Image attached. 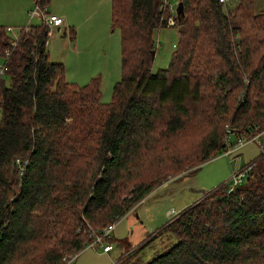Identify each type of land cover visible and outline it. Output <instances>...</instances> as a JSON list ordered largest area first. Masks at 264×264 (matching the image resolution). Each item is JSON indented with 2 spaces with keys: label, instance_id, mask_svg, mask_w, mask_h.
Masks as SVG:
<instances>
[{
  "label": "trees",
  "instance_id": "16d2710c",
  "mask_svg": "<svg viewBox=\"0 0 264 264\" xmlns=\"http://www.w3.org/2000/svg\"><path fill=\"white\" fill-rule=\"evenodd\" d=\"M178 2L179 15L168 8ZM168 17L178 44L153 72V32L170 26ZM111 20L121 74L109 102L98 77L65 80L42 21L16 38L0 25L9 78L0 77V264H61L168 175L182 166L192 173L221 155L227 139L264 132V8L254 13L253 0H112ZM191 119L208 126L194 152L180 144ZM258 144L245 183L206 191L160 229L174 241L137 264H264ZM16 159L26 160L22 170Z\"/></svg>",
  "mask_w": 264,
  "mask_h": 264
},
{
  "label": "rangeland",
  "instance_id": "374dc122",
  "mask_svg": "<svg viewBox=\"0 0 264 264\" xmlns=\"http://www.w3.org/2000/svg\"><path fill=\"white\" fill-rule=\"evenodd\" d=\"M111 1L47 0L44 4L47 13L60 15L64 21L59 26V31L55 27H50L47 45L50 58L63 62L65 80L74 82L78 86L88 82L91 77H98L102 102L110 101L113 85L121 74L119 30L111 20ZM253 2L254 13L264 8V0H253ZM33 7L34 0H0V25L5 28L11 27V30L7 31L8 36L16 38L22 26L25 27L28 22L30 24L40 22L38 17H33L29 21V11ZM176 7L175 14H177ZM23 11H25L24 23L21 26L10 25L9 21H15V17ZM77 18L82 19V25L78 27V32L76 29L75 35L70 39V27H72L70 21L75 22ZM153 40L156 53L151 69L156 72L169 64L171 54L179 40L178 27L170 25L155 30ZM74 44H76L75 48ZM1 78L5 83L9 82L6 74ZM186 125H188L186 127L188 136L180 144L185 150L194 152L195 148L199 147L198 140L208 128L207 122H204V119H191ZM258 142L264 143V132L256 141L246 143L236 155L235 162L229 157L217 154L202 163L196 162L195 167H199L190 174H188L190 169L182 166L179 172L168 175L143 197L133 211L118 219L111 231L113 248L109 253H104L98 248L95 250L96 248L91 246L84 247L75 254L69 264H114L115 261L118 264L120 257H122L120 264H137V261L143 262L152 258L174 241V236H171L168 229L160 230L170 221L167 212L173 210L178 213L200 196H205L206 191L217 187L224 189L231 176L229 160L237 168L248 165L261 152ZM119 239L125 240L126 246L130 245L126 250L124 248L123 254L119 249L122 244L116 242ZM143 242L146 245L130 252L132 245L139 246ZM127 255L126 261L124 258Z\"/></svg>",
  "mask_w": 264,
  "mask_h": 264
},
{
  "label": "built area",
  "instance_id": "2783aa9c",
  "mask_svg": "<svg viewBox=\"0 0 264 264\" xmlns=\"http://www.w3.org/2000/svg\"><path fill=\"white\" fill-rule=\"evenodd\" d=\"M176 6H168L170 10L174 12V8ZM29 17H38L42 23H44L48 29L49 33L51 32L50 27H59L64 21L63 18L59 15L55 14H49L46 12L44 5H40L39 3H34V7L32 10L29 11ZM167 25H172L173 24V19L172 17H168L166 20ZM6 30H11V27H6ZM7 51L5 50L3 54H0V77L3 74H6L7 70ZM261 133V132H260ZM260 133H257L253 136L250 137H239L237 138L234 142H230L228 139L225 140L224 145L225 149L221 153V155L229 157L233 159V162L237 161V150L240 149L241 146L245 144L247 141H252L256 140L258 135ZM264 150V146L262 147ZM232 155V156H231ZM231 156V157H230ZM16 163L19 165L20 170L23 169L24 164L26 163V160H18L16 159ZM229 165L231 167V176L230 179L226 185V191H232L236 186H239L240 184L243 183V181L246 179L247 172H248V167H234L232 165V161L229 160ZM169 218H173L175 214H177L175 211L170 210L167 212ZM115 225V222H111L107 224L106 226L102 227L98 232L93 233V239L91 242L86 244L84 247L88 248L89 246L100 248L101 251H108L111 249L112 245L110 242H107V238L111 236V231L113 230ZM75 254L73 255H68L63 257V262L61 264H69L72 259L74 258Z\"/></svg>",
  "mask_w": 264,
  "mask_h": 264
},
{
  "label": "crops",
  "instance_id": "0c3cea01",
  "mask_svg": "<svg viewBox=\"0 0 264 264\" xmlns=\"http://www.w3.org/2000/svg\"><path fill=\"white\" fill-rule=\"evenodd\" d=\"M60 16V15H59ZM24 19H25V11H23V12H20V14H18L16 17H15V21H9V24L10 25H18V26H21L24 22ZM12 23V24H11ZM70 23L72 24L71 26L72 27H70V34H73V35H75V33H76V29H77V32H78V27L79 26H81L82 25V19H80V18H77V20L74 22V21H70ZM57 29V31H59V27H57L56 28ZM71 39V38H70ZM71 44V43H70ZM75 46H76V44H74V48H75ZM74 51H75V53H76V49H74ZM48 53H49V50H48ZM49 56H50V53H49ZM52 59V58H51ZM53 60V59H52ZM57 61V60H56ZM61 62V61H60ZM63 63V62H62ZM64 65V64H63ZM64 71H65V68H64ZM195 202V201H194ZM116 223V222H115ZM120 240V239H119ZM135 246H137L136 244H134V245H132V247H135ZM124 247H126V245H121L120 247H119V249H120V252H121V254H123V251H124ZM112 248H113V246L111 247V249L110 250H108V251H102V252H104V253H109L111 250H112ZM131 248V247H130ZM95 250H97V249H95ZM77 257V256H76Z\"/></svg>",
  "mask_w": 264,
  "mask_h": 264
},
{
  "label": "water",
  "instance_id": "95a60500",
  "mask_svg": "<svg viewBox=\"0 0 264 264\" xmlns=\"http://www.w3.org/2000/svg\"><path fill=\"white\" fill-rule=\"evenodd\" d=\"M176 6H177V7H176V13H177V15H179V14H181V12H182V5H181V2H178ZM248 178H249V174L246 176V179H248Z\"/></svg>",
  "mask_w": 264,
  "mask_h": 264
},
{
  "label": "clouds",
  "instance_id": "9594fccd",
  "mask_svg": "<svg viewBox=\"0 0 264 264\" xmlns=\"http://www.w3.org/2000/svg\"><path fill=\"white\" fill-rule=\"evenodd\" d=\"M176 215H177V214H175V215L173 216V218L176 217ZM173 218H170V220L173 219Z\"/></svg>",
  "mask_w": 264,
  "mask_h": 264
}]
</instances>
